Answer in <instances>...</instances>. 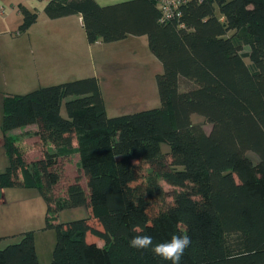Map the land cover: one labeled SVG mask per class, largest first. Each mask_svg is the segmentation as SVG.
<instances>
[{
    "label": "trees",
    "instance_id": "16d2710c",
    "mask_svg": "<svg viewBox=\"0 0 264 264\" xmlns=\"http://www.w3.org/2000/svg\"><path fill=\"white\" fill-rule=\"evenodd\" d=\"M43 10L49 18L80 14L89 43L146 35L162 64L159 106L119 115H107L95 76L4 95L0 189L39 191L44 226L56 233L52 264H170L130 248L137 234L154 243L188 235L181 264H264V0H184L168 18L159 0H48ZM19 12L17 33L38 15ZM27 134L42 145L30 162ZM73 154L80 174L56 197L61 164ZM134 159L151 167L143 179ZM160 180L177 188L169 202ZM67 207L88 215L57 221ZM19 236L0 246V264H39L33 230Z\"/></svg>",
    "mask_w": 264,
    "mask_h": 264
},
{
    "label": "rangeland",
    "instance_id": "374dc122",
    "mask_svg": "<svg viewBox=\"0 0 264 264\" xmlns=\"http://www.w3.org/2000/svg\"><path fill=\"white\" fill-rule=\"evenodd\" d=\"M47 0H11V3L6 0H0V22L3 16H6V19L9 22H12V25H8V34L13 35L14 37H22L25 32H18V26L21 23V17L17 15L16 10H19L21 6L33 3L34 6L42 8L46 4ZM19 2V3H18ZM11 29V30H10ZM1 32V31H0ZM14 65L22 67L30 65L34 66L32 60V54L26 49L25 44H22V41L19 39L14 42ZM101 53V54H100ZM111 55V51L108 52ZM107 52H92L87 53L83 58L78 59L76 69L68 75L66 80L57 79L56 76L46 75L40 76L39 79H36L34 85L28 87H21L14 89L13 84L10 83L9 75L5 74V70L0 68V94L3 92H12V93H26L40 86L55 84L67 80H73L78 78H83L87 76H95L99 84L102 85L103 98L105 99L107 110L109 116L119 115L128 112H134L137 110L157 107L160 104L159 95L156 86V74L162 71V64L157 59L159 66H156V71H153L150 67L141 69L139 73V81H135L133 85L131 82H127L126 75L127 66L117 68V62L115 59L114 62H110V57L108 58ZM127 57H122L123 60H126ZM133 58V57H130ZM247 62L248 60L245 59ZM119 61V58H118ZM158 68H160L159 71ZM34 69V68H33ZM124 74H119V73ZM131 72V71H130ZM123 75L124 78L121 76ZM8 81L6 84V78ZM122 80L124 85L122 86L121 91L118 88L119 80ZM39 80V81H38ZM41 82V83H39ZM183 89V86H181ZM125 92H129L125 93ZM103 99V100H104ZM105 104V103H104ZM63 116H66V111L64 105L61 108ZM2 107L0 106V138H2L3 132L1 129L2 123ZM191 119L193 122H199L203 125L206 130L210 129V123L207 122L201 115L193 113L191 114ZM31 127H35L34 125ZM22 129V128H20ZM34 131V130H30ZM17 134H21L19 129L15 131ZM24 136V135H23ZM35 137V136H34ZM31 137V139H25L22 137L23 144L25 146L24 160L27 162L33 161L36 158L42 156V145L38 142V137ZM37 139V141H36ZM165 146L164 144L162 147ZM166 149V148H165ZM6 155L5 149L0 146V159L4 158ZM247 155L254 161H256V156L253 152H247ZM78 159L77 154H73L68 159H63L61 164V177L59 182L54 188V195L63 196L65 194V189L67 185L74 180L76 175H79L80 171L76 166V161ZM134 163L138 165L140 179H143L148 174V171L151 167L147 163H139L136 159L133 160ZM8 163L7 155L5 156L4 162H0V171H2ZM5 164V165H4ZM80 182L85 186L84 178L81 177ZM160 183L163 189L166 192L165 199L166 201H171V193L175 187L168 185L163 180H160ZM16 187V188H15ZM23 186H13L8 188L20 189L15 192V201L12 205H9L5 209V215L0 216V224L6 226V230L9 233L0 234L3 236L0 240V246H5L8 243L17 242L20 239L19 233L24 230L31 229L33 230L34 243L37 258L39 264H52V250L55 243L56 233L53 227H45V202L40 195L39 191L36 188L24 187L27 190L21 188ZM31 189V190H28ZM88 209L85 207H67L62 209L57 215V221H67L77 218H82L88 215ZM10 226V228L8 227ZM3 232V231H1ZM99 245H102V241H98Z\"/></svg>",
    "mask_w": 264,
    "mask_h": 264
},
{
    "label": "crops",
    "instance_id": "0c3cea01",
    "mask_svg": "<svg viewBox=\"0 0 264 264\" xmlns=\"http://www.w3.org/2000/svg\"><path fill=\"white\" fill-rule=\"evenodd\" d=\"M6 1L11 3V0ZM121 1L125 0H96V2L100 5L113 4ZM44 6L45 4L42 8H38L34 6L33 3L24 5V7L29 10H37L38 15L36 21L31 24L22 37H14L13 35L8 34V25H12V22H9L6 19V16H3L0 22V68L5 70L6 75H9L11 81L10 83L13 84L11 87L14 89L21 88L22 86L28 87L30 85H34V81L39 79L40 76L46 77V75H53L56 76L57 79L66 80L68 75L76 69V65L79 62L78 59L83 58L87 53L92 52L108 53L111 51V55L108 53L107 60L110 57V62L115 63L116 59L117 68L126 65L128 67L126 75H129V77L126 76L127 82H131L133 85L135 84V81H139L138 77L141 69L145 70V68L150 67L153 71H156V66H159L156 61L157 59L153 57L154 55L149 50L146 35H127L121 40L112 42H103L98 39L93 43H89L80 14L49 18L44 13ZM16 12L19 19L21 17L20 20H22V15L19 10H16ZM19 39L22 41L23 45L25 44L26 49L31 52L34 66L29 63L27 66L22 67V69H20L19 66H16L15 69L14 42ZM127 56L128 58L126 60L122 59V57ZM159 70L160 68H158L157 71ZM119 74L124 73L120 72ZM121 77L124 78L123 75ZM7 79L8 77L6 78V84L8 81ZM117 85L121 87L118 88V90L121 91V85H124V83L120 79ZM100 88L103 95L101 83ZM7 93L12 92L7 91L0 94L1 107L3 97ZM125 93L129 94V92ZM104 103L107 115H109L105 99ZM33 125L35 127H31ZM33 125H27L22 129H17H19L20 132L25 130H36V125ZM17 129L13 130V133H16L15 131ZM23 137H25V139H31V137L34 136L27 134ZM0 146L3 147L2 138H0ZM5 156L0 159L1 163L4 162ZM17 188L27 190L24 187ZM16 190L20 189H0V216L5 215V209L9 205H12L13 202L11 201H15L16 198L14 195L15 192H18ZM8 227L10 228V226ZM6 229L7 228L4 224H0V234L9 233Z\"/></svg>",
    "mask_w": 264,
    "mask_h": 264
},
{
    "label": "clouds",
    "instance_id": "9594fccd",
    "mask_svg": "<svg viewBox=\"0 0 264 264\" xmlns=\"http://www.w3.org/2000/svg\"><path fill=\"white\" fill-rule=\"evenodd\" d=\"M137 233L143 230L136 228ZM192 244L191 238L186 235L172 234L166 241L154 243V239L149 234H137L129 239L128 246L137 251H150L154 256L160 257L170 264H181L182 258Z\"/></svg>",
    "mask_w": 264,
    "mask_h": 264
},
{
    "label": "built area",
    "instance_id": "2783aa9c",
    "mask_svg": "<svg viewBox=\"0 0 264 264\" xmlns=\"http://www.w3.org/2000/svg\"><path fill=\"white\" fill-rule=\"evenodd\" d=\"M184 0H159V7L162 11L163 17H170L177 12L179 4Z\"/></svg>",
    "mask_w": 264,
    "mask_h": 264
}]
</instances>
